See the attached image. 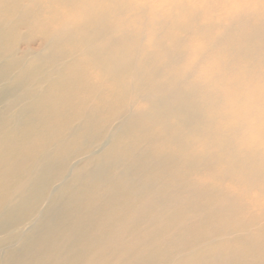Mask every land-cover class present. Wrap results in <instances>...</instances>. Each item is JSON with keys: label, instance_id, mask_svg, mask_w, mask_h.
<instances>
[{"label": "clouds", "instance_id": "clouds-1", "mask_svg": "<svg viewBox=\"0 0 264 264\" xmlns=\"http://www.w3.org/2000/svg\"><path fill=\"white\" fill-rule=\"evenodd\" d=\"M30 8L29 42L70 51L66 73L84 98L158 137L180 158L183 182L264 229V0H35ZM38 59L25 50L16 73L26 77Z\"/></svg>", "mask_w": 264, "mask_h": 264}, {"label": "rangeland", "instance_id": "rangeland-1", "mask_svg": "<svg viewBox=\"0 0 264 264\" xmlns=\"http://www.w3.org/2000/svg\"><path fill=\"white\" fill-rule=\"evenodd\" d=\"M24 48L25 45L20 44L18 55H21ZM33 50L38 48L33 46ZM51 98L54 99L53 96L45 99L47 102H45V110L49 105L51 106L48 102ZM59 98L60 105L68 109L63 96ZM19 99V97L10 98L11 102L8 105L7 103L0 105V111H3L5 106L18 103ZM25 102L20 101L17 104L19 107H15L13 113L29 107ZM93 105L95 110L76 117L77 119L79 117V121H76V115L69 111H66L68 113L64 114L65 117L58 116L55 120L47 121L45 118L40 119V114L39 117L35 115L34 112L37 110L32 113L27 110V116L30 115L27 119L28 121L30 119L32 126L33 122H41L37 127H34L35 125L29 127L28 132L34 131L37 134V130L40 129L47 135L40 140L34 137L36 141L32 139L31 147L35 146L37 149L35 155L40 152L45 153L47 150L48 153L45 154L56 160H52L55 162L53 169L56 170L42 173L45 182L38 193L39 200L35 202L36 212L23 214L21 217L27 225L23 226L24 230L23 227L20 228L22 231L18 230V225L17 230L0 229V264H107L109 262L127 264L128 260H130L128 264H137L139 261L138 264H169V262L170 264H230L229 262L242 264L240 260L251 262L254 257L255 262H258L255 251H264V235L256 234L253 230L252 235L238 238L240 232L244 235L242 227L246 221L231 212L224 211L222 212L224 215L216 213L218 206L206 194L197 192L183 182L182 162L169 158L168 153L171 151L167 146L160 149V142L157 140L148 143L131 121L122 118L114 120L104 103L102 107H98L97 103ZM86 115L95 118L90 119L88 116L83 118ZM88 120L90 125L87 127ZM105 121L107 122L104 124ZM111 122L113 124H110ZM52 129L56 131L53 133ZM18 131L20 132L21 129ZM86 131L87 133L84 134ZM50 147L51 151L48 150ZM54 149L58 153L53 152ZM113 149L118 152L120 149V152ZM25 150L21 154L16 153L18 160L14 164L16 166L13 168L14 176L21 171L23 173L21 172L20 175L26 174L29 166L33 161L35 162L36 156L32 153V149ZM31 154L33 157L30 156ZM111 159L114 161L112 162ZM147 183L150 185L148 186ZM32 196L30 194V197ZM7 210H9L7 206L0 208V213ZM232 232L233 235L228 234ZM239 255L242 257L244 255L245 258ZM102 256L105 258H103L104 262Z\"/></svg>", "mask_w": 264, "mask_h": 264}, {"label": "bare ground", "instance_id": "bare-ground-1", "mask_svg": "<svg viewBox=\"0 0 264 264\" xmlns=\"http://www.w3.org/2000/svg\"><path fill=\"white\" fill-rule=\"evenodd\" d=\"M35 0H0V105H3L7 103L8 105L9 99L12 97L20 98L18 100V103L20 101L27 103L26 105L29 107H24L23 109H20L19 111H15L13 113L15 107H17L18 103L16 104H10L9 106H5L3 108V111H0V208H5L6 206L9 208L6 212L0 213V229H16L18 225V230H21L20 228L23 226H27L25 221L21 219L23 214H30L31 212L35 214L36 212V201L38 193L40 192L41 188L44 186L45 178L43 177L44 172H50V170L53 169L55 159H51L49 155L45 154L47 152H40L38 155H35L37 150L35 146L32 148L31 144L32 139L36 141L40 140L42 138H45L47 136L46 134L42 133L43 130L39 131L37 130V134L33 132H28L30 130L29 127H37V125H40L41 122L34 123L33 126L31 125L30 119L28 121L27 116L28 111L30 113L34 112V110H37L35 115L39 117V114L41 117L40 119L45 118V120H55L59 117H65L64 114L68 113L66 111H69L70 113H74L75 118L77 116H81L79 114H88V112L95 110L93 107V103L91 100L84 98L82 92L76 87L74 81L71 79V77L66 73V66L65 61H67L71 55L69 50H64L63 52L58 51L55 48H49L44 45L42 39L36 38L32 39L30 42L28 40L27 32L32 27L31 21H32V9L30 8V5L33 4ZM21 33H25V35L22 37L23 44L25 45V48L22 52H24L27 49L33 50V46H36L38 48L39 53V59L36 61L32 71L27 75L26 77H21L18 73H16V68L18 67V63L16 58L19 56L17 51H11L10 45L12 44L13 40L15 38H20ZM20 43V44H22ZM20 46V45H19ZM36 52L37 50H33ZM21 52V53H22ZM20 54V53H19ZM53 96L54 101L51 98V101H48L51 106L49 105V108H46L45 110V99H48V97ZM64 98V102L67 103L68 109L65 108L61 104V99L59 97ZM59 99V101H57ZM16 100V99H15ZM50 100V99H49ZM47 103V102H46ZM24 104V103H22ZM32 104V105H31ZM34 104V106H33ZM103 102L97 103V106L102 107ZM25 105V104H24ZM20 105V106H24ZM42 107H39L41 106ZM48 105V104H47ZM66 106V107H67ZM19 107V106H18ZM85 107L87 109H85ZM39 108V109H38ZM107 108V107H106ZM77 109L79 110L77 112ZM1 110V109H0ZM94 112V111H93ZM33 113V115H34ZM77 113V114H76ZM108 113V112H107ZM45 114V115H44ZM95 114V113H93ZM47 115V116H46ZM110 115V114H108ZM69 116V115H67ZM88 115L83 116V118H87ZM26 117V118H25ZM90 118V115L88 116ZM112 117V116H111ZM32 118V117H31ZM94 116H91L90 119H94ZM35 119V118H34ZM39 119V120H40ZM77 119V118H76ZM79 119V117H78ZM76 121H79V120ZM27 120V121H26ZM38 120V119H37ZM86 120V119H85ZM99 120V119H98ZM97 120V122H98ZM104 120V118H103ZM101 120V121H103ZM35 121V120H34ZM41 121V120H40ZM43 121V120H42ZM46 121V122H47ZM73 121V120H72ZM75 121V120H74ZM84 121V120H83ZM100 121V122H101ZM109 121V120H108ZM36 122V121H35ZM68 122V121H67ZM82 122V120L80 121ZM96 122V121H95ZM96 122V124H97ZM107 121L103 122L104 124ZM81 124V123H80ZM87 127L89 124V120L86 122ZM94 124V121H93ZM110 124H113L112 122ZM108 124V125H110ZM73 125V124H72ZM101 126V125H100ZM106 125H103L105 127ZM113 126V125H111ZM42 127V126H41ZM53 128V126H50ZM62 127V126H61ZM86 127V128H87ZM21 129L19 132L18 130ZM45 128V127H44ZM48 128V126H47ZM37 129V128H36ZM35 129V130H36ZM55 129V128H54ZM75 129V128H74ZM73 129V130H74ZM114 129V128H113ZM33 130V129H32ZM50 130V129H49ZM53 130V129H52ZM62 130V129H61ZM66 130V129H65ZM77 130V129H76ZM85 130V129H84ZM110 130V129H109ZM138 130V128H137ZM45 131V130H44ZM56 131V130H55ZM53 130V133L55 132ZM64 131V130H63ZM69 131V128H68ZM89 132V130L87 129ZM84 132L85 133H87ZM102 131V130H101ZM103 131L107 130L103 128ZM67 132V131H66ZM79 132V131H78ZM92 132V130H90ZM139 132V131H138ZM52 133V132H51ZM69 133V132H67ZM135 133V132H134ZM66 134V133H64ZM106 134V133H105ZM104 134V136H105ZM108 134V132H107ZM106 134V135H107ZM140 134L143 136V138L146 139V141L149 143L150 141L157 140L160 143V149H162L164 146H166L158 137H152V138H146L142 132ZM133 135V133H132ZM136 135V134H135ZM140 135V136H141ZM49 136V135H48ZM62 136V135H61ZM82 136V134H81ZM88 136V135H87ZM134 136V135H133ZM34 137H37L36 139ZM75 137V135H74ZM106 137V136H105ZM138 137V135H137ZM60 138V137H59ZM66 139L65 137H63ZM76 138V137H75ZM77 139V138H76ZM105 139V138H104ZM59 139H57L58 141ZM74 140V139H73ZM80 140V139H79ZM113 140V139H112ZM137 140V139H136ZM34 141V145H35ZM43 141V140H42ZM72 141V140H71ZM135 141V140H134ZM26 142V143H25ZM64 142V141H62ZM67 142V141H66ZM79 142V141H77ZM133 142V141H131ZM138 142V141H137ZM140 142V141H139ZM138 142V143H139ZM75 143V142H74ZM120 143V142H119ZM128 143V142H127ZM41 144V143H40ZM55 145V143H53ZM79 144V143H78ZM121 144V143H120ZM119 144V145H120ZM130 144V143H129ZM132 144V143H131ZM43 145V144H41ZM48 145V144H47ZM63 145V144H62ZM65 145V143H64ZM133 145V144H132ZM37 146V145H36ZM68 146V145H67ZM86 146V144H85ZM123 146V145H122ZM140 146V145H139ZM38 147V146H37ZM42 148V146H40ZM45 147V146H44ZM55 147V146H54ZM61 147V146H60ZM119 147V146H117ZM128 147V146H126ZM132 147V146H131ZM134 147V146H133ZM157 147V146H156ZM31 148L32 153L36 156L33 161V164H29V169L26 174L20 175L21 172H19L16 176H14L12 173H14V164H16L17 154H21L22 151H26L25 149ZM46 148V147H45ZM59 148V147H58ZM62 148V147H61ZM122 148V147H121ZM125 148V146H124ZM34 149V150H33ZM40 149V148H38ZM51 147L48 149L50 150ZM53 149V148H52ZM56 149V148H55ZM53 150V152H57ZM60 149V148H59ZM58 149V150H59ZM143 149V148H141ZM30 150V149H29ZM44 150V151H45ZM63 150V149H62ZM66 150V149H65ZM69 150V149H68ZM67 150V151H68ZM115 149H113L114 151ZM125 150V149H124ZM51 151V150H50ZM116 151V150H115ZM127 151V150H126ZM141 151V150H140ZM18 152V153H17ZM64 152V151H63ZM118 152V151H116ZM120 152V149H119ZM118 152V153H119ZM144 152H146L144 150ZM17 153V154H16ZM26 153V152H25ZM28 153V152H27ZM29 153H31L29 151ZM44 153V154H43ZM48 153V152H47ZM58 153V152H57ZM89 153V152H87ZM16 154V158L14 159V155ZM52 154V153H51ZM54 154V153H53ZM70 154V153H69ZM72 154V152H71ZM74 154V153H73ZM159 154V152H158ZM26 155V154H25ZM55 155V154H54ZM53 155V156H54ZM62 155V154H61ZM86 155V154H85ZM113 155V153H112ZM111 155V157H112ZM28 156V155H27ZM32 156V154L30 155ZM57 156V155H56ZM60 156V155H59ZM63 156V155H62ZM118 156V155H115ZM168 156L170 159L174 161H180V158L173 153L172 151L168 153ZM20 157V156H19ZM22 157V156H21ZM33 157V156H32ZM52 157V156H51ZM71 157V156H70ZM59 158V157H57ZM63 159L62 157H60ZM67 158V157H66ZM69 158V157H68ZM79 158V156H78ZM113 158V157H112ZM118 158V157H117ZM163 158V157H162ZM20 159V158H19ZM89 159V158H88ZM110 159V158H109ZM120 159V158H119ZM123 159V158H122ZM29 160V159H27ZM53 160V161H52ZM67 160V159H66ZM124 160V159H123ZM20 162L24 160H19ZM18 161V162H19ZM30 161V160H29ZM56 161V160H55ZM64 161V159H63ZM89 161V160H88ZM112 161V159H111ZM114 161V160H113ZM112 161V162H113ZM129 161V160H128ZM26 162V160H25ZM122 162V161H121ZM132 162V161H131ZM138 162V161H137ZM154 162V161H153ZM157 162V161H156ZM65 164V162H63ZM85 163V162H84ZM83 163V164H84ZM136 163V162H134ZM158 163V162H157ZM142 164V163H141ZM181 164V163H180ZM27 165V164H26ZM25 165V166H26ZM57 165V164H56ZM156 165V164H155ZM28 166V165H27ZM65 166V165H64ZM89 166V165H88ZM143 166V165H142ZM159 166V165H158ZM16 167V166H15ZM56 167V166H55ZM59 167V166H58ZM62 167V166H61ZM154 167V166H153ZM28 168V167H27ZM181 168V167H180ZM67 169V168H66ZM142 169V167H141ZM56 170V169H53ZM144 170V169H143ZM53 172V171H52ZM165 173V172H164ZM46 174V173H45ZM49 174V173H48ZM51 174V173H50ZM53 174V173H52ZM13 175V176H12ZM147 175V174H146ZM46 176V175H45ZM148 176V175H147ZM149 177V176H148ZM150 178V177H149ZM148 179V178H147ZM146 179V180H147ZM145 180V181H146ZM151 180V179H150ZM149 180V182H150ZM49 182V181H48ZM47 183V182H46ZM148 184V183H147ZM154 184V183H153ZM150 183L148 184V186ZM47 186V185H45ZM169 186V185H168ZM189 187V186H188ZM48 188V187H47ZM181 188V186H180ZM183 188V187H182ZM117 189V188H116ZM115 189V190H116ZM151 189V188H150ZM114 190V191H115ZM118 190V189H117ZM179 190V188H178ZM183 190V189H180ZM45 190H42V192ZM146 190H143V192ZM186 191V190H184ZM183 191V192H184ZM151 191H149L150 193ZM182 192V195L184 194ZM188 192V191H186ZM122 193V192H121ZM181 193V192H180ZM30 194L33 195L30 197ZM118 194V193H117ZM143 194V193H142ZM116 195V194H115ZM114 195V196H115ZM141 195V194H140ZM181 195V196H182ZM99 196V195H98ZM117 197V196H116ZM124 197V195H123ZM136 197V196H135ZM147 198V197H146ZM112 199V197H111ZM119 199V198H118ZM134 199V198H133ZM153 199H155L153 197ZM115 200V198H114ZM131 200V199H130ZM151 200V199H150ZM149 200V201H150ZM164 200V199H163ZM169 200V199H168ZM196 200V199H195ZM31 201V202H30ZM155 200H153L154 202ZM158 203V202H157ZM161 203V202H160ZM114 204V202L112 203ZM171 204V203H170ZM161 205V204H160ZM147 207V206H146ZM164 207V206H163ZM176 207V206H175ZM217 208V207H216ZM73 210V209H72ZM157 210V209H156ZM155 210V211H156ZM189 210V209H188ZM164 211V210H163ZM227 211L230 212L227 209H216V213H221ZM74 212V211H73ZM158 212V211H157ZM188 213V212H187ZM205 214V213H204ZM224 215V214H223ZM132 216V215H131ZM208 216V215H207ZM206 216V217H207ZM137 217V216H136ZM209 217V216H208ZM19 218L21 220H19ZM222 218V217H220ZM209 220V219H208ZM212 222L214 220H211ZM221 221V220H219ZM118 222V221H117ZM209 222V221H208ZM215 222V221H214ZM207 222H205L206 224ZM218 223V222H217ZM243 234L237 236L238 238H242L244 236H250L252 235L251 231H255L256 234H262L264 235V229H261L258 225L254 226L251 224H248L247 222L243 223ZM217 226V225H216ZM226 226V225H225ZM230 225L228 226V228ZM115 228V227H114ZM124 228V227H123ZM206 228V227H205ZM204 228V229H205ZM212 228V227H211ZM227 228V227H224ZM227 228V229H228ZM13 229V230H14ZM16 229V230H17ZM218 229V228H217ZM216 229V230H217ZM225 229V232H227ZM24 230V227H23ZM212 230V229H211ZM22 231V230H21ZM125 231V230H124ZM182 232V231H181ZM180 232V233H181ZM209 232V231H208ZM203 234V233H202ZM208 234V233H207ZM213 234V233H212ZM229 235H233L234 233H228ZM211 235V234H210ZM215 235V234H214ZM259 236V235H258ZM204 237V236H203ZM228 237V235H227ZM216 238V237H215ZM219 239V238H218ZM183 241V240H182ZM213 241V240H212ZM222 240H220L221 242ZM256 241V240H255ZM204 242V241H203ZM227 242V241H226ZM202 244V243H201ZM214 244V243H213ZM255 244V243H254ZM184 244H182L183 246ZM186 245V244H185ZM221 245V244H220ZM258 245V244H257ZM202 246V245H201ZM118 247V246H117ZM220 247V246H219ZM224 247V246H223ZM229 247V246H228ZM128 248V247H127ZM185 248V247H183ZM207 248V247H206ZM225 248V247H224ZM230 249V248H228ZM226 249V251L228 250ZM209 250V249H208ZM235 250V249H234ZM132 251V250H131ZM225 251V250H224ZM225 251V252H226ZM99 252V251H98ZM97 252V253H98ZM111 252V251H108ZM139 252V251H137ZM237 252V251H236ZM96 253V252H95ZM115 253V252H114ZM140 253V252H139ZM142 253V252H141ZM140 253V254H141ZM155 253V252H154ZM157 253V252H156ZM176 253V252H175ZM194 253V251H193ZM238 253V252H237ZM253 253V252H252ZM258 262H255L254 259L249 262L250 260H240L242 264H264V259L261 258V254L264 253V251H255ZM106 254V253H105ZM104 254V255H105ZM135 254V253H134ZM185 254V253H184ZM188 254V253H187ZM235 254V253H234ZM123 255V254H122ZM190 255V253H189ZM241 255V254H240ZM239 255V256H240ZM96 256V255H94ZM126 256V255H125ZM134 256V255H133ZM177 256V255H176ZM182 256V255H181ZM234 258V255H232ZM93 257V255H92ZM107 257V256H106ZM113 257V256H112ZM111 257V258H112ZM115 257V256H114ZM121 257V256H120ZM119 257V258H120ZM124 257V256H123ZM137 257V255H136ZM154 257V256H153ZM167 257V256H166ZM237 257V255L235 256ZM242 257V256H240ZM245 258V256L243 255ZM242 257V258H243ZM253 258V256H251ZM249 257V258H251ZM95 258V257H94ZM98 258V257H97ZM104 256H102V260L104 262ZM116 258V257H115ZM118 258V257H117ZM135 258V257H134ZM177 258V257H176ZM218 258V257H217ZM231 258V257H230ZM243 258V259H244ZM248 258V256H247ZM96 259V258H95ZM100 259V258H99ZM107 259H110L107 257ZM215 259V258H214ZM240 259V258H239ZM237 259V260H239ZM98 260V259H97ZM111 260V259H110ZM109 260V261H110ZM114 260V259H113ZM170 260V259H169ZM179 260V259H178ZM107 261V260H105ZM130 260H128L126 263L128 264ZM116 262V261H115ZM119 262V261H118ZM140 262V261H139ZM138 262V263H139ZM174 262V261H173ZM107 263V262H106ZM123 263V261H122ZM137 263V264H138ZM165 263V262H164ZM171 262H169L170 264ZM215 263V261H214ZM231 264V262H229ZM240 264V262H238ZM107 264H110L107 263ZM113 264V263H111ZM237 264V263H235Z\"/></svg>", "mask_w": 264, "mask_h": 264}]
</instances>
